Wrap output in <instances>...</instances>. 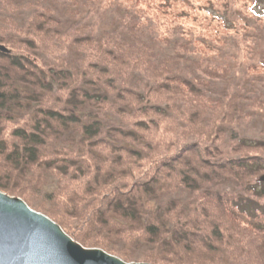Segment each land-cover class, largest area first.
<instances>
[{
	"label": "trees",
	"instance_id": "trees-1",
	"mask_svg": "<svg viewBox=\"0 0 264 264\" xmlns=\"http://www.w3.org/2000/svg\"><path fill=\"white\" fill-rule=\"evenodd\" d=\"M157 1L0 0V192L128 263L264 264V61L207 69L264 13Z\"/></svg>",
	"mask_w": 264,
	"mask_h": 264
},
{
	"label": "water",
	"instance_id": "water-1",
	"mask_svg": "<svg viewBox=\"0 0 264 264\" xmlns=\"http://www.w3.org/2000/svg\"><path fill=\"white\" fill-rule=\"evenodd\" d=\"M0 51L10 52L3 45ZM0 264L148 263H128L102 249L86 248L21 198L0 192Z\"/></svg>",
	"mask_w": 264,
	"mask_h": 264
},
{
	"label": "rangeland",
	"instance_id": "rangeland-1",
	"mask_svg": "<svg viewBox=\"0 0 264 264\" xmlns=\"http://www.w3.org/2000/svg\"><path fill=\"white\" fill-rule=\"evenodd\" d=\"M147 2H151V0H145ZM156 2V7H159L161 5L160 1L157 0H152ZM203 2L205 3L206 0H200V3ZM255 0H233V5L229 9H231V13L233 15V18H237L238 13L244 9V11L248 14V9L250 10H256L260 13H264V1L262 3H258L257 6L255 5ZM66 8H70V5L67 4ZM172 9V8H171ZM186 8L184 9V11ZM210 10H213L210 8ZM223 14V10L220 12ZM227 14L225 16L228 18ZM250 33L253 37V49L250 52L254 53V57L252 59H249L247 55L244 53H240L239 50L241 46L243 45V49L245 48V42H244V37L242 35V38H236L237 46H234L233 42L229 39V37L224 38L220 44H218V51L216 53V56L208 55L207 61L208 65L210 67H207V69H210V77L217 79L220 81L221 85L219 86L220 89H222L224 86L229 88L230 94L233 95V93H239L238 87L240 86V81L237 79L229 80V71L233 66H239V67H245L248 69H251L254 67V64L252 62L254 61H259L263 59L264 61V19L262 23H256L254 20L251 24V29ZM194 44V43H193ZM212 57V58H211ZM261 57V58H260ZM208 74V75H209ZM225 79V80H224ZM233 81V82H232ZM252 90V92L249 93L251 96L250 102H246L247 105L254 111L258 109V107L264 108V104L260 103L261 99H264V92L261 90H264V75L259 80H256L251 83V85L246 86ZM242 94V92H241ZM212 96V95H211ZM242 120L241 121V131H243L245 128L248 131H257L259 133L264 134V122L260 121H253L252 123L251 120H248L246 115L241 114ZM225 143L230 144L231 140L230 139H224ZM261 151L264 153V149H261ZM87 248V247H86ZM233 257V256H232ZM228 259V257H226ZM221 262H226L227 260L220 259ZM233 262V261H232ZM140 263V262H139Z\"/></svg>",
	"mask_w": 264,
	"mask_h": 264
}]
</instances>
